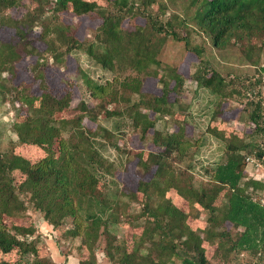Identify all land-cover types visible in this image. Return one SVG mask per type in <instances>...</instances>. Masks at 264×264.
<instances>
[{
    "label": "trees",
    "instance_id": "1",
    "mask_svg": "<svg viewBox=\"0 0 264 264\" xmlns=\"http://www.w3.org/2000/svg\"><path fill=\"white\" fill-rule=\"evenodd\" d=\"M24 1L30 8L21 17L7 12L24 7ZM156 2L0 0V27L12 29L10 39L0 42V103L6 92L11 94L12 105L17 103L10 123L17 139L0 149V264H11L7 258L13 249L23 264H64L39 253L41 238L33 234V225L6 224L5 217L24 214L26 202L53 228L69 219L71 225L63 234L65 240H78L77 251L58 252L65 260L69 255L78 257V264H98L97 251L106 264H264V204L256 199L264 191V180L248 174L245 161L246 155H264V101L258 93L241 107L247 110L248 127L256 139L217 138L224 148L221 160L204 166L206 180L195 181L192 157L202 140L189 133L191 111L184 105L177 104L181 118H175L173 106L179 102L169 101L168 94L177 92L186 78L177 70L179 63L168 61L164 53L168 39L182 42V56L190 53L199 59L190 77L217 97V103L225 101L231 90L218 71L202 61L203 46L190 43V25L194 23L215 48L238 44L248 62L257 66L258 60L251 55L256 46L264 48V0H189L186 9L195 6L189 18L167 12L166 1ZM65 10L100 20L90 40H79L75 28L61 21ZM139 18L144 24L137 22ZM38 26V39L55 63L80 50L100 68L114 73L103 83L82 73L89 94L98 99L95 109L80 101L81 114L63 116L71 101L70 82L58 94L44 83L42 74L35 73L32 78L38 80L39 96L33 94L31 82L14 84L16 65L34 52L28 33ZM257 68V77L241 83L244 89L257 84L264 87V63ZM127 69L135 75L122 74ZM150 77L157 78L161 93L145 97L142 84ZM118 88L137 94L136 99L122 96V107H116ZM107 104L114 106L107 109ZM101 109L105 118L129 120L146 149L131 153L122 148L125 142L120 144L123 138L115 133L119 123L113 125L114 130L100 124ZM216 111L211 112V119ZM83 118L93 126H85ZM158 120H163L161 129L156 127ZM210 129L208 122L205 130ZM16 144L36 146L44 154L30 161L15 152ZM110 147L125 153L127 162L135 160L134 190L116 179V165L104 155ZM12 170L24 175L20 185L14 184ZM132 202L138 209L130 208ZM198 210L205 222L193 227L188 218H198ZM126 223L137 229L130 246L118 235ZM226 223L235 231H229ZM205 243L216 245L210 257L205 255ZM86 251L87 257L81 258ZM248 253L251 260L240 258Z\"/></svg>",
    "mask_w": 264,
    "mask_h": 264
},
{
    "label": "rangeland",
    "instance_id": "2",
    "mask_svg": "<svg viewBox=\"0 0 264 264\" xmlns=\"http://www.w3.org/2000/svg\"><path fill=\"white\" fill-rule=\"evenodd\" d=\"M95 1L102 4L103 0ZM155 1H166L167 12L176 11L177 14H180L181 16L184 15V17L187 18L191 16L195 7L190 6L186 9L185 6H187L189 0ZM29 8L30 7L27 6L26 1H24V7H20L19 10L10 9L7 10V12L12 10L15 16L21 17ZM60 18L63 23L70 24L75 28L74 35L81 41L90 40L100 22L99 19L89 15L76 16L68 10L63 11L60 14ZM137 22L144 24V19L139 18ZM188 22L191 23L190 20H188ZM126 23L127 21H124V25H126ZM190 26L192 27L189 34L190 43L193 45L196 44L203 46L202 61L206 60L208 62L210 70L214 69L218 71V74L227 83V89L231 90L232 94L230 97H226L225 101L217 103V97L212 95L208 90L199 87L190 77L199 59L190 53H186L182 56L183 43L174 42L170 39L167 40L164 46L166 59L168 61L175 60L176 63H179L177 70L186 78L183 85L177 92L170 91L168 99L169 101L175 100L176 102H179H174L173 111H175V118L177 116L181 118V112L179 111L180 108H178L177 104H182L184 105L186 111L187 109L191 111L189 119L190 125L188 127L189 133H191L193 137L201 136L202 140L196 155L192 157L193 167L191 168V174L196 181L207 179V176L203 171L204 166H212L221 160L220 156L222 155L224 148L221 141L217 138L235 135L239 138H243L247 142H252L256 139V135L253 131H251V128L248 127L247 110L242 111L241 107L245 100L249 97L257 96L258 93L264 101V87L257 84L254 87L250 86V88L253 89H244V86H242L241 83L247 84L249 81H252L255 77H257V74H259L257 66L259 67V63H264V48L263 51L257 49V46L254 49L251 57L254 58L255 55V58L259 62L257 66H254L249 63L247 57L242 54L238 44L230 43L223 48H215L211 44L208 37L195 28L194 23ZM39 33V26L36 28L34 27L33 30L28 33V43L29 46L33 47L34 52L33 54L27 55L24 60L16 65L17 79L14 84H18L22 81L26 83L31 82L34 85V88L32 89L33 94L39 96L41 89H38V80L32 78L35 73L42 74L44 83L51 88L50 90H53L58 94L62 93L67 85L69 87L68 83L70 82L72 83L70 87L71 101L68 108L63 112V116L71 118L72 116L81 114L78 109L80 101L85 102L89 108L93 106L95 109L98 99L89 94L85 84L82 82V73L88 75L89 78L99 83L110 81L113 78L114 73L100 68L98 64L88 58L87 55L80 50H75L67 54L63 62L55 63L51 58H48V54L45 51V44L38 39ZM10 34H12L11 28L1 26L0 42L8 41L11 36ZM202 64H204V62ZM124 73L135 75L134 71L131 69H127L122 72V74ZM173 84L174 81H171L169 86L171 87ZM118 89H120L119 91L121 94L120 100L115 103L116 107H122V104H120L122 96H128L130 100L136 99L137 94L124 92L122 88ZM141 92L145 97L160 95L161 84L157 82V78L150 77L142 84ZM8 94L9 95H7L6 92V96L2 98L0 103V149L7 147L9 140L15 141L17 139V135L13 131L10 124L15 113L17 103L14 102L13 106L9 100L11 95L10 92H8ZM112 106L114 105L107 104V109ZM216 109L217 111L215 116L211 119V112ZM150 115L152 117V112H150ZM121 119L123 118L119 116H113L111 118L103 117L102 109L97 114L98 122L108 129L114 130L113 125L117 122L119 123L120 129L118 131L116 130L115 133H118L119 136L123 138L120 139V144L125 142V145L122 146V148L126 150L130 149L131 153H135L141 149H146L147 146L145 145L147 144L139 141L136 130L130 125L129 120L127 121L126 119L125 122H121ZM208 122L209 127L211 126L209 132L208 130H205ZM83 123L85 126H93V123L88 121L86 118H83ZM162 126L163 120H158L156 122V127L161 129ZM15 152L30 161H35L44 154L40 148L26 144H16ZM104 155L114 161L117 170L116 179L119 181V184H122L125 188L134 190L138 180V176L134 172L135 160L127 162L125 160V153H121L120 151L116 153L115 149L113 150L111 147L104 150ZM11 175L13 177L14 184L20 185L24 175H22L18 170H12ZM168 193L169 195H173L171 191H168ZM176 203L179 206L181 205V202ZM25 204L26 208L22 216L14 218L5 217V222L8 226L12 223L17 225H33L35 229L33 234L38 235L41 238L37 246L41 255L50 251L51 257L56 259V253H58V251H77L76 247L78 245V240H65L66 237L63 234V231L71 225L69 219H66L57 228H53L52 225L43 219L42 213L35 210L33 206H31V203L29 204L26 202ZM129 206L132 209H138L139 207V205L135 202L130 203ZM198 213V218H188V223H191L193 227L203 226V223L205 222L202 210H198ZM225 226L227 229H230L229 231H235L229 223H226ZM120 229L121 231L118 234L119 237L124 236L127 245L130 246L134 240L133 234L137 232V229H133L129 223H126L125 229H123V227ZM215 246V243H205V255L207 257H210L213 254ZM85 253H87V251ZM13 255L14 259L18 260L19 252L17 249H13ZM83 257H87V254ZM95 257L97 262H99L98 264H106L103 261L100 252L97 251ZM240 258L243 260H251L252 256L248 253L244 254V256L240 255Z\"/></svg>",
    "mask_w": 264,
    "mask_h": 264
},
{
    "label": "built area",
    "instance_id": "3",
    "mask_svg": "<svg viewBox=\"0 0 264 264\" xmlns=\"http://www.w3.org/2000/svg\"><path fill=\"white\" fill-rule=\"evenodd\" d=\"M245 161L247 162L246 170L248 174L254 176L257 179L264 180V155L260 157H253L251 155L245 156ZM256 199L264 204V191L256 196Z\"/></svg>",
    "mask_w": 264,
    "mask_h": 264
},
{
    "label": "crops",
    "instance_id": "4",
    "mask_svg": "<svg viewBox=\"0 0 264 264\" xmlns=\"http://www.w3.org/2000/svg\"><path fill=\"white\" fill-rule=\"evenodd\" d=\"M15 252V251H14ZM16 253V252H15ZM44 254H50V256H51V253H50V251H47L46 253H44ZM57 255V258L56 259H53V257H51L52 259H53V261H55L56 263H64V264H78V261H79V258H76L75 256H72V255H69L67 258H66V260H65V258L63 257V256H61L60 254H59V252L58 253H56ZM86 255V253L84 252L83 254H82V256H81V258H85V257H83V256H85ZM14 255H13V251L9 254V256H8V260L11 262V264H23V263H21V262H19L18 260H15L14 259V257H13Z\"/></svg>",
    "mask_w": 264,
    "mask_h": 264
}]
</instances>
